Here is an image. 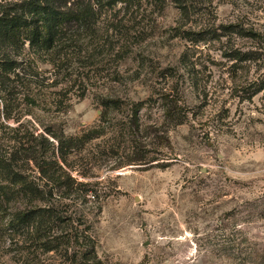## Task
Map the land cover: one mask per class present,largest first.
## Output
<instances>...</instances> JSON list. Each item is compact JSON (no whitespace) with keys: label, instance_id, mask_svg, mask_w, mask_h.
Listing matches in <instances>:
<instances>
[{"label":"rangeland","instance_id":"obj_1","mask_svg":"<svg viewBox=\"0 0 264 264\" xmlns=\"http://www.w3.org/2000/svg\"><path fill=\"white\" fill-rule=\"evenodd\" d=\"M198 1L189 19L171 0L105 14L98 40L37 60L45 101L25 117L105 127L69 160L97 197L55 225L59 240L91 226L103 264H264V0ZM58 246L0 242V264H71Z\"/></svg>","mask_w":264,"mask_h":264},{"label":"trees","instance_id":"obj_2","mask_svg":"<svg viewBox=\"0 0 264 264\" xmlns=\"http://www.w3.org/2000/svg\"><path fill=\"white\" fill-rule=\"evenodd\" d=\"M144 1L149 0H0L1 243L23 245L32 241L47 251L61 243L67 252L71 251V264H78V260L79 264H103L90 233L91 226L80 233L78 225L73 226L76 231L59 240L55 225L66 219L59 214V206L66 201L78 196L97 197L88 188V182L73 175L75 168L69 160L87 142L103 135L105 127L68 135L56 123L40 127L25 115L31 107L45 101L37 84V60L41 55L61 60L67 49L82 46L87 38L98 40L97 20L103 15L115 16L123 10L140 8ZM152 1L156 5L165 2ZM171 2L186 19L199 4L198 0ZM236 27L229 25L226 29ZM201 29L198 33L191 28L180 30L184 37L193 40L192 34L206 32ZM228 57L237 62L248 59L237 54ZM263 88L264 83L259 90ZM102 104V117L106 118L117 100L104 99ZM137 111L139 108L135 115ZM179 111L183 112L182 106ZM182 117L178 124L183 123ZM10 120L13 122L8 123Z\"/></svg>","mask_w":264,"mask_h":264}]
</instances>
